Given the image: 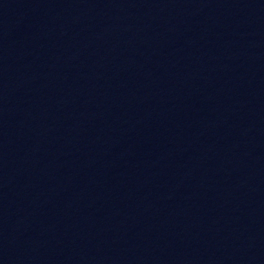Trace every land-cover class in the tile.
Returning <instances> with one entry per match:
<instances>
[{
	"label": "water",
	"instance_id": "water-1",
	"mask_svg": "<svg viewBox=\"0 0 264 264\" xmlns=\"http://www.w3.org/2000/svg\"><path fill=\"white\" fill-rule=\"evenodd\" d=\"M0 264H264V0H0Z\"/></svg>",
	"mask_w": 264,
	"mask_h": 264
}]
</instances>
